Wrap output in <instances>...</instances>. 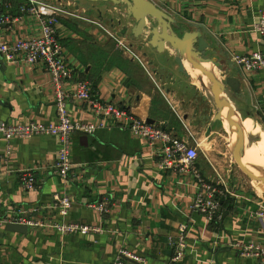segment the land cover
<instances>
[{
  "label": "crops",
  "instance_id": "obj_1",
  "mask_svg": "<svg viewBox=\"0 0 264 264\" xmlns=\"http://www.w3.org/2000/svg\"><path fill=\"white\" fill-rule=\"evenodd\" d=\"M35 1L44 5L45 17L56 21V37L76 69L75 78L87 80L94 95L128 108L200 150L203 140L212 144L210 135L222 126L213 120L217 110L211 93L197 79L178 71L169 44L157 52L147 44L146 34L134 40L135 22L125 21L123 6L89 0ZM150 1L171 16L182 32L202 34L207 43L204 56L219 63L215 69L219 79L232 77L239 82L238 92L227 87L237 117L253 119L264 134V68L245 73L232 61L233 55L252 51L264 55V36L256 30L264 0ZM26 6L27 0H0V14L9 18L0 24L2 42L40 33L39 18L24 11ZM108 32L121 37L139 60L123 51ZM67 91L72 93L71 85ZM0 102V125L47 126L55 120L50 78L39 65L0 58ZM67 110L72 120H98L86 102L69 99ZM71 141L72 168L63 181L53 171L58 152L55 136L0 135V216L34 210L39 222L60 220L102 231L62 235L31 227L22 234L5 225L0 227V264H111L117 255L132 264H258L233 244L264 242L254 215L263 196L253 189L229 187L222 179L229 193L219 198L220 218L210 221L193 208L195 199L205 193L201 181L218 180L208 158L196 160L195 172L160 170L152 146L113 126L93 134L74 133ZM27 171L37 180L32 190H24L20 182ZM56 194L71 200L65 217L58 214ZM98 203H106L108 212L90 208ZM182 222L189 226L186 255L182 262L173 263L172 242Z\"/></svg>",
  "mask_w": 264,
  "mask_h": 264
},
{
  "label": "built area",
  "instance_id": "obj_2",
  "mask_svg": "<svg viewBox=\"0 0 264 264\" xmlns=\"http://www.w3.org/2000/svg\"><path fill=\"white\" fill-rule=\"evenodd\" d=\"M27 3L29 7L26 6V8L23 7L22 9L39 18L40 33L36 36L23 37L7 43L0 40V58L3 62L21 63L31 67L39 65L46 70L50 78L51 97L56 108L55 120L47 126L36 122L16 125L1 124L0 135L6 138L19 137L22 139L39 133L55 136L58 141V152L53 171L63 181L69 179L72 168V135L74 133L93 134L110 126L127 129L134 137L141 138L152 146L158 169L195 172L194 164L198 158V145H189L186 140L181 139L175 133L164 130L158 125L148 123L128 108L112 101L102 100L94 95L87 80L75 78L76 69L65 57L63 47L56 37V21L44 16L41 10L44 5L39 3V1L27 0ZM8 22L9 18L7 16L2 17L0 14V24ZM256 30L264 36V12L256 22ZM108 34L123 51L128 52L139 60L128 44L119 39L121 37L116 38L114 34L109 32ZM232 61L245 73L264 68V55L260 51H252L245 55H233ZM68 85L72 86L71 94L67 91ZM69 99L77 102H86L88 110L98 120L96 122L72 120L67 110ZM9 152L10 149H8ZM20 182L24 190H32L35 188L37 180L32 172L27 171L22 173ZM220 186H223V189ZM201 187L205 193L195 199L193 208L206 214L210 221L217 217L220 218L221 214L218 212L219 198L229 193L224 186L223 180L218 178L213 183L201 181ZM54 199L58 202V214L65 217L71 208L70 198L56 194ZM256 205L257 208L254 215L260 223L264 236V197H260ZM90 208L102 213L108 212L106 203L91 204ZM33 211H17V215L0 216V227L10 223L23 224L34 228H48L62 235H86L90 232L102 231L100 227L81 223L60 220H53L49 223L39 222L33 217ZM188 230L187 222L179 224L177 235L172 242L173 256L171 260L173 263L184 260ZM233 245L240 248L244 256L255 258L258 264H264V242L234 243ZM120 254H123V252ZM111 264L132 263L125 260L122 255H117Z\"/></svg>",
  "mask_w": 264,
  "mask_h": 264
},
{
  "label": "water",
  "instance_id": "obj_3",
  "mask_svg": "<svg viewBox=\"0 0 264 264\" xmlns=\"http://www.w3.org/2000/svg\"><path fill=\"white\" fill-rule=\"evenodd\" d=\"M90 2H111L114 5H121L125 9V21L134 20L131 34L134 40H139L143 34L147 35V44L163 52L165 44H169L175 52L174 61L178 66V71L190 76L191 71H196L195 77L199 81L203 90L211 93L213 104L217 110L213 120L221 123L227 122L232 127L234 144L231 153L238 166L244 174L252 181L261 182L264 185V169L255 168L257 173L249 169V164L243 163L244 156V129L240 124L234 108L231 106V96L227 92L229 87L233 92L239 91V82L227 77L220 80L215 74V69L219 68V63L213 58L204 56L207 43L200 32H182L177 22L162 9L157 7L150 0H89ZM149 20V22L147 21ZM125 32V30H124ZM189 64V68L185 66ZM204 64L210 65L208 70ZM189 69V70H188ZM2 104V102H0ZM148 123H153L147 120ZM6 229L13 232L25 234L31 227L23 224L10 223Z\"/></svg>",
  "mask_w": 264,
  "mask_h": 264
},
{
  "label": "rangeland",
  "instance_id": "obj_4",
  "mask_svg": "<svg viewBox=\"0 0 264 264\" xmlns=\"http://www.w3.org/2000/svg\"><path fill=\"white\" fill-rule=\"evenodd\" d=\"M65 9V7H61ZM194 80H196L195 76H192ZM204 133V129L202 130ZM210 130L205 133L208 134ZM232 132V130H229ZM213 142L211 145H206V141L203 140L201 143V148H198V158L202 157L203 159H207L212 163L214 173L218 178H221L229 185V187L236 186L238 188L243 187L246 191H251L252 189L257 192V194L264 197V185L261 182H252L241 170V168L236 163L233 158V154L231 153V147L234 144L233 137L229 136L227 132H225L222 127H219L215 130L211 135ZM258 147V146H257ZM259 150V148H257ZM260 151V150H259ZM253 153V154H252ZM261 153V151H260ZM244 154L246 156L245 159L242 158V162L249 164V169L253 173H257L255 168L251 167L254 165L257 168L264 169V166H258L255 164L254 159V147L247 140L245 141V149ZM197 158V159H198ZM262 159H264V153L262 152ZM251 184L253 185H250ZM228 187V186H227Z\"/></svg>",
  "mask_w": 264,
  "mask_h": 264
},
{
  "label": "bare ground",
  "instance_id": "obj_5",
  "mask_svg": "<svg viewBox=\"0 0 264 264\" xmlns=\"http://www.w3.org/2000/svg\"><path fill=\"white\" fill-rule=\"evenodd\" d=\"M207 65L208 64H206V66ZM186 66L189 68V64L188 63H186ZM209 67L210 66L208 65V68ZM208 70H210V68ZM189 72H190L191 76H195V74H196L195 73L196 71H191L190 70ZM214 72H215L216 75H218V73L216 71H214ZM238 120H239L240 124L242 125V127L244 129V136H245V140L244 141H246V138H247V140L254 147V159H255V161H253V162H255V164H257L258 166H264V159H262V152L264 153V134L262 132V128L253 119H250V118L244 119V118L238 117ZM223 130L225 132H227L229 134V136H231V137L234 136V132H233V135H231L228 132L229 130L233 131V129H232L231 126H229V124L227 122L223 123ZM244 145H245V142H244ZM257 148H259L261 153H260V151ZM245 158H246V156L244 154L243 159H245Z\"/></svg>",
  "mask_w": 264,
  "mask_h": 264
},
{
  "label": "trees",
  "instance_id": "obj_6",
  "mask_svg": "<svg viewBox=\"0 0 264 264\" xmlns=\"http://www.w3.org/2000/svg\"><path fill=\"white\" fill-rule=\"evenodd\" d=\"M223 202H222V205L224 204V202H225V200H222Z\"/></svg>",
  "mask_w": 264,
  "mask_h": 264
}]
</instances>
